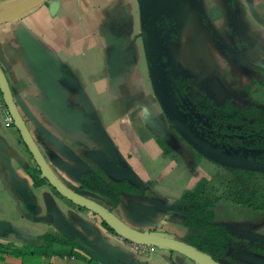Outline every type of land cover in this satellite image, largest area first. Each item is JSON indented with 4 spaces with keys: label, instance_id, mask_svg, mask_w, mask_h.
Masks as SVG:
<instances>
[{
    "label": "crops",
    "instance_id": "1",
    "mask_svg": "<svg viewBox=\"0 0 264 264\" xmlns=\"http://www.w3.org/2000/svg\"><path fill=\"white\" fill-rule=\"evenodd\" d=\"M199 1L204 15L191 6L193 0H44L0 22V67L30 135L67 184L75 188L78 182L65 163L96 168L89 152L101 151L138 181L150 182L146 197L124 193L115 207L102 204L134 228L184 241L190 230L182 216L149 198L178 199L205 184L214 220L226 225L243 260L256 256L244 246L264 236V180L259 185L257 174L237 173L203 156L171 128L150 79L142 20L167 14L178 22V40H167V52L199 92L264 105V0H231L238 26L228 0ZM4 118L0 107V221L14 232L0 233V243L13 250L0 249V264H100L83 249L47 247L37 239L44 233L62 235L51 214L118 254L123 264H197L176 251L134 248L132 240L60 195L47 180L35 185L26 172L35 164L32 155L16 126H6ZM239 192L253 205L234 200Z\"/></svg>",
    "mask_w": 264,
    "mask_h": 264
},
{
    "label": "trees",
    "instance_id": "2",
    "mask_svg": "<svg viewBox=\"0 0 264 264\" xmlns=\"http://www.w3.org/2000/svg\"><path fill=\"white\" fill-rule=\"evenodd\" d=\"M232 23L240 25L238 13L231 2ZM204 22L216 40L219 39L217 33L209 24L207 18ZM142 29L148 36L146 47V58L150 66V79L159 80L156 68L164 65V70L170 81L176 106L185 113L192 109V118L188 116L187 122L207 139L217 145L219 149H229L238 156H243L244 149L255 150L257 155L254 158L248 157L251 162L264 164V105L244 103L233 96H227L223 101L192 93L189 90L190 76L182 77L172 72L174 63L167 52V40L176 42L179 37L180 26L178 22L167 14H160L154 20L143 18ZM150 31H154V40L151 41ZM153 67V68H152ZM176 131V130H175ZM177 132V131H176ZM238 151V153H237ZM71 175L78 182L75 190L95 201L106 203L110 208L115 207L120 202L121 195L124 193L137 194L142 197L150 187V182H135L128 178H114L106 174L102 168H92L82 162L77 165L68 166ZM226 168L245 172H260L264 174V169H239L225 165ZM127 168V167H126ZM128 169V168H127ZM26 172L32 178L35 185L45 182L40 170L34 164L26 167ZM205 184H200L195 190L187 191L181 198L164 201L169 203L182 216L183 224L190 232L185 241L196 248L209 254L214 260H221L225 256H230V262L236 263L239 259L236 256V248L231 244V234L223 223L215 222L213 203L205 194ZM237 202H244L253 205L251 197H246L242 192L233 197ZM264 205V203H263ZM36 219H40L36 217ZM102 223L113 230L105 221ZM10 232L14 230L10 229ZM1 233V232H0ZM8 232H3L5 234ZM42 239L47 247L53 244L69 246L71 249H80L72 240L63 235L44 233L37 237ZM264 236H255L248 244L247 252L255 255L264 254ZM10 244H1V252H10ZM28 252H46L40 248H28ZM83 251V250H82ZM21 252H26L25 248ZM73 254L84 257L76 251ZM88 255V254H87ZM260 255V256H262ZM264 258V256L262 257ZM101 264V263H100ZM254 264V263H253ZM262 264V263H259Z\"/></svg>",
    "mask_w": 264,
    "mask_h": 264
},
{
    "label": "water",
    "instance_id": "3",
    "mask_svg": "<svg viewBox=\"0 0 264 264\" xmlns=\"http://www.w3.org/2000/svg\"><path fill=\"white\" fill-rule=\"evenodd\" d=\"M43 1L44 0H32L28 4L22 6L15 5L8 9L1 10L0 18L7 13H16L17 15L24 13L32 9L33 7L39 5ZM228 1L229 7L231 9V0ZM191 6L194 7L201 15H204L203 8L199 0H193V2H191ZM150 36L151 41H153L154 31H150ZM224 46L227 51L234 55V52L228 45L224 44ZM151 82L156 97L158 98L162 110L165 113L170 124L175 128L178 134L195 150H197L203 156L224 166L227 165L229 167L239 169H264V164L251 162L246 155L238 156L235 154V152H232L229 149H219L216 144H214L212 141H210L205 136L196 131L193 126L187 122L188 115L176 106L172 89L165 88L160 79L158 80L156 78H152ZM0 92L2 94L4 104L6 105L13 119L14 125L18 129L24 144L32 155L33 161L40 170L41 176L44 177L60 195L70 200L77 206L90 210L91 212L96 214L101 220L105 221L114 231L129 240L144 245L155 246L170 251L179 252L187 258L193 260L197 264H225L220 260H214L209 254L196 248L195 246L191 245L190 243L184 240L134 228L119 219L104 204L78 193L75 188L67 184L54 172V170L51 168L50 164L40 151L39 147L35 143L34 139L30 135L25 125V122L18 111L16 102L10 91L7 79L1 67ZM89 156L109 176L119 179L128 178L135 182H139L138 179L133 175V173L129 169H127L125 166H121L119 162H117L114 158L108 156L107 154L98 150H93L89 152ZM64 166L71 173L68 167L69 164L65 163ZM149 199L154 205L168 212L178 213V211L174 209L169 203H164L158 198ZM28 206L32 208V204H28ZM149 209V213H151L153 208ZM51 216L54 218V224L58 226L64 237L74 241L76 245L82 248L87 254L96 257L100 263L123 264V260L119 259L120 256H118V254H112L111 252L104 249V247L88 239L71 224L63 220V218H61L59 215L51 214ZM140 220L142 222L149 223V220L146 218ZM10 229L12 228L8 224L0 221V232L9 231ZM241 259L262 263V260L257 256H242Z\"/></svg>",
    "mask_w": 264,
    "mask_h": 264
},
{
    "label": "rangeland",
    "instance_id": "4",
    "mask_svg": "<svg viewBox=\"0 0 264 264\" xmlns=\"http://www.w3.org/2000/svg\"><path fill=\"white\" fill-rule=\"evenodd\" d=\"M21 1H25V0H20L18 3H16V4H20L21 3ZM8 7V6H7ZM0 8H1V4H0ZM1 11V10H0ZM17 16V15H16ZM172 72L174 73V75H176V74H179V75H181L182 77H186L187 75L186 74H184V73H182L180 70H178V68H176L175 67V65H174V67H173V70H172ZM156 73L158 74V77H159V79L161 80V82L163 83V85L165 86V88H168V89H172L171 88V86H170V81H169V78H168V76H167V74H166V71L164 70V65L163 64H160L157 68H156ZM189 90H190V92H192V93H197V94H201V95H203V96H207V94H204V92H199L198 90H197V87L196 86H192L191 84H189ZM214 99V98H213ZM216 101H218V102H220V101H223L224 99H215ZM188 110H186L187 112H186V114L190 117V118H192V114H193V111H192V109H189V108H187ZM170 126H171V128H173L174 129V127L170 124ZM173 129H171V131L172 132H174L175 133V129L173 130ZM237 153H238V151H237ZM242 154L243 155H246V156H248V157H250V158H254V157H256V155H257V151H255V150H248V149H244L243 151H242ZM246 170V169H245ZM251 171H255V170H251ZM245 172L244 170H237L236 172L237 173H241V174H253V175H255V174H257L258 175V177L256 178V182H257V184H261L262 182H263V180H264V174H260V172ZM248 186V185H247ZM249 187V186H248ZM248 246H244V248H247ZM262 247H264V244L262 245ZM11 251H13L12 249H10ZM260 255H262V254H260ZM260 255H256L257 257H259L260 259L264 256V254L262 255V256H260ZM230 256H225V257H223L220 261L221 262H223V263H229V264H251L250 263V261H248V260H240L239 259V257L237 256V258L239 259V261H241V263H239V261H237L236 263H231L230 262ZM254 264H259V263H257V262H254Z\"/></svg>",
    "mask_w": 264,
    "mask_h": 264
},
{
    "label": "built area",
    "instance_id": "5",
    "mask_svg": "<svg viewBox=\"0 0 264 264\" xmlns=\"http://www.w3.org/2000/svg\"><path fill=\"white\" fill-rule=\"evenodd\" d=\"M0 107H2V109L5 112L4 124L6 126H13L14 125L13 119H12V117H11L7 107H6V105L4 104L1 92H0ZM147 246H149V245H144V244H140V243H137V242L133 241V247L134 248L145 249Z\"/></svg>",
    "mask_w": 264,
    "mask_h": 264
},
{
    "label": "bare ground",
    "instance_id": "6",
    "mask_svg": "<svg viewBox=\"0 0 264 264\" xmlns=\"http://www.w3.org/2000/svg\"><path fill=\"white\" fill-rule=\"evenodd\" d=\"M31 1H32V0H25V1H22V3H20V4L8 5V7H1L0 9H1V10L8 9V8H10V7H12V6H15V5H17V6H18V5L22 6V5L28 4V3L31 2ZM3 8H4V9H3ZM16 15H17L16 13H7V14H4V15L0 18V22H1V21L10 20V19L14 18Z\"/></svg>",
    "mask_w": 264,
    "mask_h": 264
},
{
    "label": "flooded vegetation",
    "instance_id": "7",
    "mask_svg": "<svg viewBox=\"0 0 264 264\" xmlns=\"http://www.w3.org/2000/svg\"><path fill=\"white\" fill-rule=\"evenodd\" d=\"M175 129V128H174ZM236 152V151H235ZM248 157V156H247Z\"/></svg>",
    "mask_w": 264,
    "mask_h": 264
}]
</instances>
